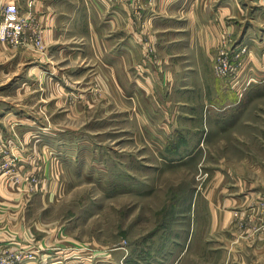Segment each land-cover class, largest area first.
Wrapping results in <instances>:
<instances>
[{
  "label": "rangeland",
  "instance_id": "rangeland-1",
  "mask_svg": "<svg viewBox=\"0 0 264 264\" xmlns=\"http://www.w3.org/2000/svg\"><path fill=\"white\" fill-rule=\"evenodd\" d=\"M118 1L141 52L140 85L122 91L96 58L90 76L78 68L69 78L81 81L64 84L38 57L48 45L33 0L0 3V30L7 3L23 26L22 43L0 39V264H264V87L235 91L234 111L180 107L195 137L168 138L172 121H150L162 108L141 81L158 65L157 33L144 0ZM6 28L0 38L14 37ZM196 142L179 161L178 147ZM210 194L225 199L216 213Z\"/></svg>",
  "mask_w": 264,
  "mask_h": 264
},
{
  "label": "crops",
  "instance_id": "crops-1",
  "mask_svg": "<svg viewBox=\"0 0 264 264\" xmlns=\"http://www.w3.org/2000/svg\"><path fill=\"white\" fill-rule=\"evenodd\" d=\"M10 1L0 0V3ZM14 1L21 8H26L28 3V0ZM32 5L31 11L48 45L38 57L51 62L52 71L56 70L52 74L65 82L62 83L72 87L88 72L90 76L94 68L92 60L96 58L108 70L101 66L104 75L115 71L113 78L108 80L113 90H125L127 84L131 88L140 85L137 77L141 52L133 37L131 14L125 3L118 0H33ZM144 6L147 26L157 33L152 34L151 41L156 44L160 57L157 66L150 62V77L141 78V81L150 87V107L162 108V112L150 114V121H172L168 138L174 139L175 134L182 139L194 136L191 126L195 119L192 121L179 113L180 107H192L197 102L201 106L207 100L219 103L221 111L230 108L234 111L241 102L234 96L235 91L262 90L264 0H144ZM219 48L227 49L237 67L238 77L230 84L225 83L228 78L224 80L213 75V61ZM3 54L7 66L11 60L15 62V58L10 60V52ZM6 68L4 65V71ZM78 68L82 69L81 80L69 78ZM168 83L175 86L172 91ZM200 145L201 142L178 145L179 161L192 156ZM198 199L196 192L192 202ZM232 199L238 202L243 198L235 196ZM205 202H212V212L216 213L215 209L218 210L225 199L210 194Z\"/></svg>",
  "mask_w": 264,
  "mask_h": 264
},
{
  "label": "built area",
  "instance_id": "built-area-1",
  "mask_svg": "<svg viewBox=\"0 0 264 264\" xmlns=\"http://www.w3.org/2000/svg\"><path fill=\"white\" fill-rule=\"evenodd\" d=\"M2 11L4 14V25L2 30H0V37L5 36V28L11 27L14 30V37L8 38H0L2 41L13 43V44H20L23 42V38H18L23 31V26L19 22V15L17 11V5L7 3L4 8L2 7ZM6 28V29H7ZM9 36V34H8ZM38 44L40 45L41 42L37 39ZM214 71L219 77H226L229 78L230 76H236L237 67L232 62L231 58L228 55V51L225 49H220L218 51L217 57L214 62Z\"/></svg>",
  "mask_w": 264,
  "mask_h": 264
}]
</instances>
